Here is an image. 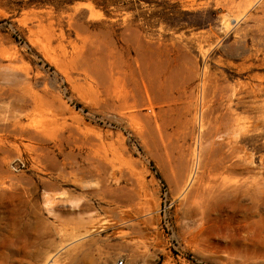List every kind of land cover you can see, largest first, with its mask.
Segmentation results:
<instances>
[{
    "label": "rangeland",
    "instance_id": "374dc122",
    "mask_svg": "<svg viewBox=\"0 0 264 264\" xmlns=\"http://www.w3.org/2000/svg\"><path fill=\"white\" fill-rule=\"evenodd\" d=\"M264 264V0H0V264Z\"/></svg>",
    "mask_w": 264,
    "mask_h": 264
},
{
    "label": "built area",
    "instance_id": "2783aa9c",
    "mask_svg": "<svg viewBox=\"0 0 264 264\" xmlns=\"http://www.w3.org/2000/svg\"><path fill=\"white\" fill-rule=\"evenodd\" d=\"M111 264H128L127 261L124 258H121ZM136 264H141L140 262H137Z\"/></svg>",
    "mask_w": 264,
    "mask_h": 264
}]
</instances>
